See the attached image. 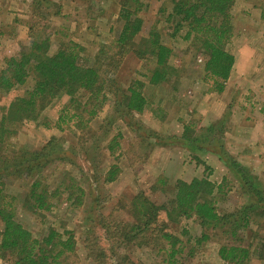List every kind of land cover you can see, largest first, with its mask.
I'll use <instances>...</instances> for the list:
<instances>
[{
	"label": "trees",
	"instance_id": "1",
	"mask_svg": "<svg viewBox=\"0 0 264 264\" xmlns=\"http://www.w3.org/2000/svg\"><path fill=\"white\" fill-rule=\"evenodd\" d=\"M44 3L50 4L48 0H34L30 13L32 20L37 16L45 21L51 18L40 12ZM236 3L237 0H165L166 6L159 10L162 18L156 20L147 14L149 2L118 0L116 25L111 28L114 40L98 47L91 65L81 61L82 44L72 39L59 40L56 32H51V22L42 25L33 20L28 24V43L23 44L15 56L4 58L0 69V99L15 90L23 91L21 97L0 106L2 264H71L72 258L78 255L77 231L69 228L71 219L64 220L59 213L62 208L86 210L87 200L94 204L87 210L88 215L80 226L84 234L82 264H184L182 241L170 232L169 225L177 226L187 220H193L204 229L196 243L198 246L209 240L207 230L229 229L223 233H229L236 242L219 248L218 255L224 264L248 263L252 251L257 260L264 263V239L255 248L237 245L240 235L251 223H257L256 218H264V188L222 146L217 150L212 147L225 143L224 139L215 138L217 129L222 137L225 136L224 118L219 126L200 128L199 133L195 132L192 123L185 124L178 140L189 143L187 149L192 154L202 152L205 157H219L231 175L239 179L238 188L251 195L253 204L234 213H219V197L228 181L225 179L216 185L207 177L195 178L188 183L175 181L171 185L170 198L164 204L149 199L145 191L136 192L132 198L123 191L117 196L109 217L98 210L102 199L92 193L99 190L100 181L109 187L122 180L121 162L127 159L134 145L129 143L128 149L123 150L121 132H115L114 123L120 119L126 129L138 136L142 145L149 147L150 136H145V128L134 120L150 106L144 88L156 87L167 96L170 85L176 83L173 90H179L181 63L173 62L174 50L167 45L159 26L167 25L172 32L171 39H179L187 45L183 55L193 52L191 60L195 65H198L199 57L203 58V64L199 66L202 67L201 80L209 92L221 94L235 64L231 40L234 21L239 18L235 13ZM60 15L56 12L53 17ZM3 36L4 32L0 31V37ZM129 56L140 66L123 86L117 75ZM63 99H67V104L60 110L54 128L73 133L84 160L83 157L77 160L75 146L66 147L65 141L57 137L38 149L17 144L26 122L40 123L51 129L49 123L41 121L43 114ZM110 104L112 108L105 112ZM103 113L107 117L101 121ZM122 128L118 125L117 129ZM148 135L159 138L155 133ZM211 139H215L212 146H204ZM195 144L198 147L192 146ZM194 160L205 165L200 157L194 156ZM52 165H57L55 172L46 174ZM165 185V180L159 179L151 189L156 191ZM38 221L41 227L36 233L33 227ZM129 250L140 251L145 259L139 258L135 262L128 254Z\"/></svg>",
	"mask_w": 264,
	"mask_h": 264
},
{
	"label": "rangeland",
	"instance_id": "2",
	"mask_svg": "<svg viewBox=\"0 0 264 264\" xmlns=\"http://www.w3.org/2000/svg\"><path fill=\"white\" fill-rule=\"evenodd\" d=\"M49 6L45 3L41 8L42 14H47L51 18L45 20L39 17L33 18L34 22H40L44 25L51 22V32H56V37L61 41H69L70 39L80 42L84 47L81 53V61L87 65L93 63L94 55L101 44H109L114 40L115 34L111 32V28H115V23L118 15V0H48ZM238 0L236 3L237 20L234 21V35L231 40L232 54L235 57L234 78L231 82L226 83L229 92L225 101L236 102L232 108L238 113L241 112L240 106L246 111V116H253L245 122H236L232 119L233 112L227 108L219 114L220 118L215 123H208L211 117L204 116L206 113L202 99L214 100L222 96L221 94L209 92L208 88L201 80L203 58H198V65L192 62L191 52L188 56L183 55L187 45H184L179 39H171V31L164 23L160 25V30L166 38L167 45L174 50L175 57L173 62L180 65L181 80L179 90L174 92L175 84L170 85L167 91L169 95H162L160 90L153 86H146L144 88V95L149 101L150 106L142 115L135 116L134 120L140 123L148 134L155 133L159 138H153L144 133L145 136H150L151 145L147 147L140 143V139L125 126L119 122L118 119L114 123L115 132L120 131L122 138L120 143L123 150L128 149V144H134L130 150L127 159L121 162L123 166L122 180L117 185L106 187L100 181L99 190L92 192L102 199V205H99L98 210L101 211L105 217H109L114 210L117 201V196L120 193L132 198L136 192L145 191L146 196L158 204L167 203L170 198L171 185L177 181L191 182L195 178H208V180L216 185H220L226 179L228 185L223 190L219 197L218 212L221 214L234 213L240 210L247 204H253L250 194H245L243 189L238 188L236 179L231 175L227 166L221 161L219 157L214 155L192 154L187 148L188 144L184 140H178L183 132L185 124L192 123L195 126V132L199 133L200 128L207 129L211 125H218L221 119L224 120V128L226 132L222 137V133L217 129L215 138L224 139V144H217L212 146L215 139H211L209 143L204 146H212L216 150L222 146V149L236 162L243 165L252 177L256 178L264 188V134L260 135L251 142L248 137L236 136L238 132L251 128L256 129V126L261 125L258 121L259 107L255 106L258 98H260V91L257 86H264V5L263 0ZM151 4L148 15L156 20L162 18L159 15L161 6H166L165 0H150ZM34 0H0V31L4 32L5 36L0 37V69L3 66L4 58L15 56L21 49L23 44L28 43V24L33 21L30 16L33 11ZM252 5V6H250ZM256 5L263 12V17H252L253 6ZM248 6H250L248 8ZM252 7V8H251ZM59 12V17L53 15ZM254 13V12H253ZM88 26L91 29H88ZM188 65V66H187ZM139 62L130 56L124 60L121 73L119 72L117 78L120 85H126L134 76L136 70L139 68ZM186 67V68H185ZM233 71V70H232ZM174 81V80H173ZM228 84V85H227ZM251 84V85H250ZM252 86L253 89H249ZM226 89V88H225ZM22 90H15L8 97L0 99V106L5 102L21 97ZM164 97V99L162 98ZM246 99V100H245ZM222 101V100H221ZM224 100L222 103L225 102ZM237 102L239 104H237ZM67 104V99L57 102L52 108H49L43 114V119L46 123L52 126L51 129H46L40 123L26 122L21 129L17 144L19 146H26L30 149H38L44 146L51 138L57 137L63 139L64 146H77V139L73 133L66 131L60 132L55 129L56 120L59 117L60 110ZM238 105V107H236ZM111 106V104H110ZM107 108V107H106ZM109 107L105 110L108 111ZM217 111V110H216ZM248 112V113H247ZM228 113L229 117L225 116ZM104 114V113H103ZM100 116L102 121L107 116L104 114ZM217 117V116H216ZM127 118V117H126ZM40 121V122H41ZM130 121V118H127ZM119 122V123H118ZM241 123V124H240ZM204 124V125H203ZM258 124V125H257ZM98 125L95 124V127ZM106 126V124H104ZM118 125L124 127L117 129ZM94 127V126H93ZM231 127V128H230ZM117 134V133H116ZM204 135V131H201ZM211 138H214L212 136ZM185 142V143H184ZM161 144V146H156ZM185 144V146H184ZM86 146V145H85ZM198 147V144L192 145ZM77 160L84 155L80 153L77 148ZM222 153L223 151H217ZM194 156L200 157L205 165H199L194 160ZM86 165V161H84ZM132 165V166H130ZM57 165L49 166L46 174L55 172ZM85 168H87L85 166ZM71 171V169L69 170ZM165 180V186H159L158 190H152L153 184L157 180ZM102 180V179H101ZM83 184L86 186V180ZM129 198V199H130ZM86 210L70 211L61 209V218L64 220L71 219L69 228H75L76 239L78 241V255L72 258L71 264H82L85 258L83 253L82 236L83 230H80L82 221L88 215L87 210L91 204L87 200ZM104 206V207H103ZM46 219V218H43ZM257 223H251L248 230H246L238 239L237 245L243 248L253 246L255 248L261 239H264V218H256ZM41 222L33 227L36 233H39ZM45 225H42L44 227ZM86 228V227H85ZM170 232L176 234L182 241L184 252L182 255V262L184 264H224L219 258L218 251L222 245H233L236 239L231 235L224 234L226 228L218 227L216 230L209 229L206 233L210 236L208 241L201 242L198 246L196 243L202 237L204 229H202L193 220L181 221L177 226H170ZM183 232H186L184 235ZM183 234V235H182ZM252 248V247H251ZM128 254L136 262L139 258L145 259V256L140 251H128ZM0 264L1 261H0ZM89 264V262H88ZM244 264H264L257 260L256 255L251 253L248 258V263Z\"/></svg>",
	"mask_w": 264,
	"mask_h": 264
},
{
	"label": "crops",
	"instance_id": "3",
	"mask_svg": "<svg viewBox=\"0 0 264 264\" xmlns=\"http://www.w3.org/2000/svg\"><path fill=\"white\" fill-rule=\"evenodd\" d=\"M237 2H238V0H237ZM247 2H251V0H248ZM262 5H264V0H263V4ZM250 6H252V5H250ZM250 6H248V8L250 7ZM252 8V7H251ZM253 12H251L252 13V17H256L257 16V18L259 17V19H261L262 17H263V12H262V10L261 9H259V7H257L256 5H254L253 6ZM236 68V67H235ZM235 68H233V71H232V73H231V77H230V79L228 80V82H231V80L234 78V69ZM228 85V84H227ZM251 85V84H250ZM262 85H264V84H262ZM258 88H259V91H260V98H258V102L257 103H255V102H253L254 104H255V106H258L259 107V116H257V119H258V121H260V124L261 125H258V126H256V129H252L251 130V128H248L247 130H242V131H240V132H238L237 134H235L236 136H242V137H248V138H250L249 140L251 141V142H253L254 140H255V143H257V141H259L258 139H256L257 137H259L260 135H262V134H264V86H257ZM249 89H253L252 88V86H249ZM228 92H229V90H228V88L226 87V89H225V93H223L222 94V96H220L218 99H217V101H214V100H206L205 98L206 97H204L203 99H202V102L204 103V105L206 106V107H204L205 108V110H207L206 111V113H204L203 115L204 116H206L207 114H208V116L210 117V116H212L211 117V122L210 121H208L206 124H205V126L206 125H208V123H215L216 121H217V119H219L220 118V116H219V114L221 113V112H223V111H225V108H227L228 110L230 109H232L231 111L233 112V116H232V119L235 121V123L237 122H245L246 120H247V122H248V119L249 118H251V119H253L254 117L253 116H246V111H245V109L243 108V104H242V106H240V110H241V112H236L232 107L233 106H235V104H236V102H233L232 104H230V102H227V101H225V98H226V96H227V94H228ZM224 100L225 102L224 103H222V101ZM246 100V99H245ZM237 104H239L238 102H237ZM236 107H238V105H236ZM217 110V111H216ZM248 113V112H247ZM217 116V117H216ZM241 124V123H240ZM204 125V124H203ZM184 127V126H183ZM231 128V127H230ZM257 140V141H256Z\"/></svg>",
	"mask_w": 264,
	"mask_h": 264
}]
</instances>
